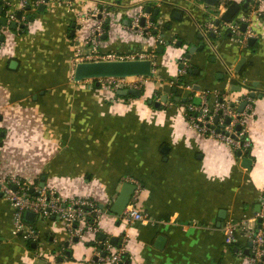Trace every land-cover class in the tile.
Instances as JSON below:
<instances>
[{"label": "crops", "instance_id": "0c3cea01", "mask_svg": "<svg viewBox=\"0 0 264 264\" xmlns=\"http://www.w3.org/2000/svg\"><path fill=\"white\" fill-rule=\"evenodd\" d=\"M112 3L118 4L119 11L138 10L141 4L163 11L153 23L157 28L153 36L162 37L164 51L152 48L154 75L146 78L145 95L133 100L121 96L118 102L111 101L89 80L73 79L75 50H89L84 39L92 19L85 20L86 14L96 5ZM200 3L0 0V18L8 5L22 10L18 24H24L17 30L0 25V36H4L0 40V169L38 188L44 177L45 186H54L67 197L92 195L101 201L116 197L123 178L139 180L144 191L138 207L148 214V221L124 228L131 237L128 246L136 254L133 264H250L235 253L234 248L243 244L224 243L222 225L230 217L251 219L264 195V18L254 27L255 41L248 42L247 48L238 47L227 34L208 42L197 38V25L209 18ZM243 3L236 15L245 10ZM28 15L33 16L30 21ZM125 20V15L118 14L107 22L99 44L102 53L151 49V37H144L142 45L131 41L132 33L123 28ZM179 40L182 46L176 44ZM201 43L206 45L204 50H197L188 61V46ZM13 60L17 64L11 67ZM225 64L234 69V79L226 77ZM160 86L167 91L160 93ZM248 88L256 91L255 115L249 122L253 148L248 154L237 156L207 136L194 140L198 145L188 139L176 141L170 137V124H162L165 116L174 122L168 109L174 110L175 105L181 115L186 103L198 105L204 97L211 101L214 93L233 98ZM159 93L177 95L180 100L159 108L144 100L145 96L153 100ZM164 146L166 154L161 151ZM244 156L252 159L250 168L242 166ZM221 210L223 219L218 216ZM11 214L9 202L0 198V264H28L30 253L24 240L12 232ZM28 222L40 235V243L34 247L27 243L28 248L50 251L67 241L63 222L56 217ZM119 225L113 213L100 222L107 237L118 236L124 230ZM159 236L165 238L163 248L155 245ZM95 247L89 235L85 242L66 249L71 256L52 264H85Z\"/></svg>", "mask_w": 264, "mask_h": 264}, {"label": "built area", "instance_id": "2783aa9c", "mask_svg": "<svg viewBox=\"0 0 264 264\" xmlns=\"http://www.w3.org/2000/svg\"><path fill=\"white\" fill-rule=\"evenodd\" d=\"M198 1L201 2V0ZM231 1L218 0L215 6H209L201 2L202 9L209 14V18L205 22L198 24L197 28L208 42L210 39L209 34L220 38L227 34L236 42L235 44L238 47L247 48L249 39L255 37V23L253 24V22H258L264 18V0H243L247 2L243 13L235 15L229 22L220 21L216 25V21L220 19ZM115 7L118 8L115 3L96 5L92 11L86 14L85 20L92 19V24L84 39V43L89 47V50L83 53L80 49H76L74 65L78 62L107 60L149 59L152 62L154 61L156 56L152 48L156 49L159 45H163L164 40L160 35L153 36V30L157 28L147 17L145 4H141L138 10L130 15L131 18L125 17L128 23L123 28L137 37L153 38L154 44L151 49H127L107 53L100 51L99 44L101 38L107 32L105 28L107 21L118 14H128L123 9V11L115 10ZM114 10L117 11L115 15L113 13ZM209 10L211 11L209 12ZM5 17L7 25L4 27H7L13 21L18 22L14 11H8ZM143 17H145V22L141 25L140 22ZM242 24H246L245 30L241 29ZM224 67L227 78L229 80L234 79L232 66L225 64ZM181 71L182 69L179 70V72ZM146 78L148 77L126 76L88 80H90L91 84H95V81H98L104 98L118 102L121 96L117 95L116 91L128 89L145 91ZM252 92V88L244 89L240 95L233 98L221 93H214L211 101L204 97L198 105L186 103L181 119L185 122L188 130L196 132L200 136H207L215 141L224 143L231 149L232 153L241 151L243 154H248L253 148L249 127V122L255 115V97L251 96ZM132 97L128 96V100H133ZM154 98V101H159L161 95L156 94ZM242 102H245V106L239 112L238 107ZM167 103L172 104L171 100L165 104ZM215 117H217L216 122H214ZM227 118L230 119L229 123H226ZM237 125L240 126L239 130L236 129ZM122 182L134 184L135 189L122 215L116 216V218H118L120 224H125V228L145 224L148 221V214L141 211L138 207L144 191L143 185L133 177L123 178ZM30 189L33 192H30ZM0 193L7 198L12 208L11 229L13 234L21 237L28 244L37 243L38 245L40 243V235L36 226L25 220V212H33L35 215L34 220L39 218L38 221H40L53 216L63 222L67 233L68 246L62 243L58 245L59 250L56 253H51L53 259L49 264L66 255V249L75 243L73 241L74 238L78 239L77 242H85L86 237L89 235L93 237L96 247L93 254L86 258L85 264H133L136 254L128 246L131 237L125 229L118 234L116 245L110 242V237L106 236L104 240L99 238L102 233L100 222L105 215L111 213L109 207L114 199L107 198L101 201L92 195L67 197L54 186L44 185L38 188L37 185L34 186L29 180L1 169ZM259 205V211L254 213L251 219L230 217L225 219L222 225L224 243L228 246L234 244L237 246L238 243L243 244L237 247L235 253L250 264H264V195L260 196ZM259 218L262 220L260 224L258 223ZM246 249L248 250L247 253H245Z\"/></svg>", "mask_w": 264, "mask_h": 264}, {"label": "water", "instance_id": "95a60500", "mask_svg": "<svg viewBox=\"0 0 264 264\" xmlns=\"http://www.w3.org/2000/svg\"><path fill=\"white\" fill-rule=\"evenodd\" d=\"M203 3L209 5V6H215L216 3L218 2V0H201ZM247 2L243 3V7H246ZM43 6H39L38 10H42ZM240 9V3L237 2H231L226 10L222 13L221 17L219 20L216 21V25H218L220 23V21H224V22H229L239 11ZM5 10L8 11H14L11 10L9 8L8 5H5ZM26 10H30V7L27 6ZM3 8L0 5V14L2 13ZM6 12V13H7ZM15 12V16L17 18V20H21L22 19V10H16ZM145 12L147 14H151V17L149 18V20L152 23L156 22V19L158 16H163V11L159 8L156 7L152 10V6L150 5H145ZM6 15V14H5ZM5 15H3L0 18V25L2 26H6L7 25V19L5 17ZM176 16V15H175ZM33 16L32 15H28L26 16V20L30 21L31 18ZM127 20L124 21V23ZM108 22V21H107ZM145 22V17H143L141 19V25H143ZM10 29L12 30H17V28H23L24 24H18L17 21H13L9 24L8 26ZM72 27H74V24H72ZM169 27V26H167ZM246 24H242L241 29L245 30ZM153 33H156V30L153 31ZM74 34V30L70 31V36H73ZM210 38L215 37L213 34H209ZM197 38L198 39H204V36L198 32L197 34ZM4 36L1 35L0 36V40H3ZM255 39L254 38H250L249 39V45H253ZM168 42H165V45H168ZM176 44L178 46H182V41H177ZM205 48V44L201 43L199 45H195V44H190L188 46L187 52L185 53V58L189 61L192 58V55L194 53H196L197 50L203 51ZM164 51V46L160 45L157 47V52L158 53H162ZM245 61V58L243 57L241 59V63ZM16 61H12L11 62V67H13L14 65H16ZM181 67H184V63L181 64ZM240 68L237 67L235 68V71H239ZM154 75L153 72V64L152 61L149 59H138V60H124V61H89V62H78L73 70V79L76 82L82 81V80H88V79H99V78H103V77H126V76H145V77H152ZM222 75H218V77H220ZM95 86L99 87V82L95 81ZM173 92H176V88L173 90ZM116 94L119 96H134V97H140L142 96V92L139 90H135V89H128V90H118L116 91ZM255 92L251 93L252 97H255ZM174 100L176 102H178L180 100V98L175 95L173 97H168L167 95H162L159 101H153V100H149L148 103L149 104H153L154 107L158 108L159 106L165 104L166 102L170 101V100ZM182 101H185V99L183 98ZM245 106V102H242L240 104V106L238 107V111L241 112L243 110ZM217 121V117L214 118V122ZM230 119L227 118L226 119V123H229ZM236 129L239 130L240 126L237 125ZM218 131V130H217ZM2 135V134H1ZM168 150L167 146H164L162 148V153L166 154ZM237 156H242V152L241 151H237L236 152ZM242 166L245 168H250L252 166V159H250L249 157L244 156L242 158ZM43 183L40 184V187L44 186V180L45 178H42ZM15 189V187H13ZM135 189V185L130 183V182H124L120 188V190L118 191L116 197L114 198L113 202L111 203L110 207H109V211L111 213H113L115 216H120L122 215V212L124 210V208L126 207V205L128 204L133 191ZM30 192H33L32 189H30ZM0 196H2V194L0 193ZM259 211V210H258ZM34 213L31 211H27L25 212L24 218L27 221H33L34 220ZM220 219H223L225 217V211L221 210L218 214ZM261 218L258 219V223H261ZM217 225H220V222L217 223ZM99 238L101 240H104L106 238V234L105 233H101L99 235ZM110 242L114 245L117 244L118 242V237L117 236H111L109 238ZM73 241L76 243L78 241L77 238H74ZM165 242V238L162 236H159L155 242L156 247L158 248H163ZM65 246H68V242L66 241L64 243ZM35 244H31V247H34ZM234 250H237V247L234 248ZM248 250H245V253H247ZM66 256H71V252L70 250L66 251ZM63 258L59 257V261H61Z\"/></svg>", "mask_w": 264, "mask_h": 264}, {"label": "rangeland", "instance_id": "374dc122", "mask_svg": "<svg viewBox=\"0 0 264 264\" xmlns=\"http://www.w3.org/2000/svg\"><path fill=\"white\" fill-rule=\"evenodd\" d=\"M191 1H195L197 6H198V1L197 0H191ZM241 1L242 0H239L238 3L241 4ZM202 2V1H201ZM200 3V1H199ZM116 5L118 6V4L116 3ZM119 8V6H118ZM118 8H114L115 10H118ZM137 8H135L134 10L133 9H128L127 12L128 14L125 15L126 18H129L130 15L134 14L136 12ZM125 12V11H124ZM207 14V13H206ZM209 15V14H208ZM209 17V16H208ZM131 18V17H130ZM255 23V24H254ZM254 24V27L257 26L258 22L254 21L253 22ZM256 29V28H255ZM86 32L83 33V35H85ZM132 37L136 43H138L139 45H142L143 43H146V40L143 39V38H140V37H137L135 34L132 33ZM114 38L116 39V35L114 36ZM131 38V37H130ZM150 41V40H149ZM206 46V45H205ZM75 67V65H74ZM74 70V69H73ZM73 73V72H72ZM227 77V76H226ZM178 78V77H177ZM80 82V81H79ZM90 82V80H89ZM90 86H91V83H90ZM93 86V84H92ZM94 88L95 89H98L99 87H95L94 85ZM162 89V87L160 86L159 87V92L161 93V91H167L166 88H164L163 90H160ZM159 93V95H161ZM166 95L168 93H165ZM169 96V95H168ZM155 99V98H153ZM194 102H197L196 100H194ZM149 104V103H148ZM176 107H174L175 109L173 110L172 108L168 109L169 111H172L173 114H174V122L172 121H168L167 120V117L165 116V119H163V122L162 124L164 125H169L171 126V133H170V137L172 138H176V141L177 140H180L181 138L182 139H188V141H193V145H198L199 143L195 144L194 140L196 142L199 141V138H200V135L190 131L187 129L186 125H185V122L181 119V115H180V112H181V108L177 105H175ZM168 111V112H169ZM170 122V123H168ZM176 122V123H175ZM175 146V145H174ZM0 198L2 199H6V197L4 196H0ZM8 201V200H7ZM9 202V201H8ZM10 204V203H9ZM39 218L36 219V221L38 220ZM117 228H122L124 229L125 228V224L121 223ZM24 243L26 244V248L25 250L28 251V253H30V260L28 259L27 260V263L28 264H49V262L53 259V257L51 256L52 254L51 253H56L58 252L59 250V246L56 245V247L52 250V251H49V250H45L43 249L41 246H38V248H35V249H32V248H28L27 246V243L24 241ZM77 243H80V242H77ZM76 244V243H75ZM133 251V250H132ZM24 258V257H23Z\"/></svg>", "mask_w": 264, "mask_h": 264}, {"label": "trees", "instance_id": "16d2710c", "mask_svg": "<svg viewBox=\"0 0 264 264\" xmlns=\"http://www.w3.org/2000/svg\"><path fill=\"white\" fill-rule=\"evenodd\" d=\"M150 99H152V98H150V97H146V98H145L146 103H148V101H149ZM172 100H173V99H172ZM150 105H152V104H150ZM159 107H161V106H159ZM159 107H158V108H159Z\"/></svg>", "mask_w": 264, "mask_h": 264}, {"label": "flooded vegetation", "instance_id": "af4514ba", "mask_svg": "<svg viewBox=\"0 0 264 264\" xmlns=\"http://www.w3.org/2000/svg\"><path fill=\"white\" fill-rule=\"evenodd\" d=\"M178 83H179V81H178ZM252 90H253V92H255V94H256V91H255V89L254 88H252ZM154 101V100H153Z\"/></svg>", "mask_w": 264, "mask_h": 264}]
</instances>
